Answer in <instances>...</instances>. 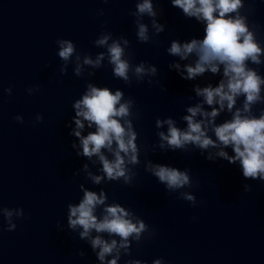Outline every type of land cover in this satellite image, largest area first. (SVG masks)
<instances>
[{"label":"water","instance_id":"obj_1","mask_svg":"<svg viewBox=\"0 0 264 264\" xmlns=\"http://www.w3.org/2000/svg\"><path fill=\"white\" fill-rule=\"evenodd\" d=\"M153 3L165 31L140 44L134 18L129 15L135 11L136 0H0V206L24 211L12 232L0 217V264H99L87 242L67 230V205L82 198L80 184L97 192L103 188L109 202L132 210L155 230L154 239L133 243L131 256H123L118 264L130 259L153 264L160 258L165 264H264V182L245 180L238 164L208 161L194 148L189 152L153 150L158 144L156 119L171 117L178 127H186L180 118L187 106L198 102L193 87L209 82L215 86L220 79L206 75L185 81L169 70L170 63L180 62L166 52L171 41L202 39L203 25L186 18L170 0ZM244 3L242 14L248 16L250 25L257 26V39L264 47V0ZM98 10L104 15L98 16ZM144 22L151 35L149 19L145 17ZM102 24L106 26L102 28ZM103 31L130 41L133 64L143 61L157 67L152 85L146 81L125 85L113 77L107 61L93 77L87 73L76 77L72 65L66 75L60 74L56 40H71L78 52L94 58L105 51L93 46ZM258 70L264 76V65ZM88 82L120 89L136 102L134 111H139L140 119L133 123L139 134L141 164L134 169L137 178L131 187L122 182L93 186L83 172L73 176L88 161L71 148L75 138L67 125L74 116L72 105ZM36 86L40 91L28 95L26 90ZM9 87L11 96L4 92ZM261 110L264 104L256 105L253 112L259 115ZM37 114L43 116L41 123L35 121ZM17 115L23 117V123L15 121ZM230 118L222 113L217 124ZM161 130L166 132V128ZM227 151L232 154L231 149ZM146 159L189 169L193 187L184 191L196 197L197 206L179 199V193H167L144 171ZM244 184L251 191L245 192ZM58 222L64 231L57 229ZM80 251L86 254L83 258Z\"/></svg>","mask_w":264,"mask_h":264},{"label":"clouds","instance_id":"obj_2","mask_svg":"<svg viewBox=\"0 0 264 264\" xmlns=\"http://www.w3.org/2000/svg\"><path fill=\"white\" fill-rule=\"evenodd\" d=\"M103 2L108 3L109 0ZM170 2L186 18L203 25V38L184 42L172 40L166 52L169 56L178 57L180 62L170 63L169 70H175L185 81L206 75L219 76L220 79L215 86L209 82L203 87L199 84L193 87L198 102L187 106L186 114L180 118L186 127H178L177 120L171 117L156 119L158 144L153 146V150L189 152L194 148L208 161L219 159L231 165L238 164L245 180L264 182V110L259 115L253 112L256 105L264 104V76L258 70L264 65V47L258 42L257 26L250 25L248 16L242 14L244 0ZM97 15L103 16V10H98ZM129 15L134 18L136 39L140 44L151 42L153 36L165 31L166 26L158 22L159 13L153 0H136L135 11ZM145 17L150 21L151 35L149 25L144 22ZM105 26L101 25L102 28ZM56 45L57 55L62 61V76L72 65L76 77L83 78L85 73L93 77L104 67L105 61L111 66L113 77L128 86L145 81L152 85L158 75L157 67L150 63L141 61L133 64L128 52L130 41L124 36L114 38L109 31L101 32L93 41L94 47L105 50L94 58L90 53L78 52L71 40L57 39ZM250 64L257 67L252 68ZM26 91L33 95L40 88L36 86ZM4 92L11 96L12 88L4 89ZM241 97L243 102L237 106ZM72 108L74 116L67 125L71 129L69 135L75 138L71 148L77 157L88 161L73 176L83 172L93 186L111 182L133 186L137 178L134 169L141 164V146L137 143L139 134L133 123L140 119L139 111H134L135 100L126 98L120 89L113 91L88 82ZM222 113L230 114L231 118L217 124ZM14 119L23 123L22 116L17 115ZM35 121L41 123L43 116L37 114ZM165 128L166 132L161 130ZM212 149L215 151H210ZM227 149H231V155ZM143 166L144 171L155 177L167 193H179V199L197 206L196 197L184 191L193 187L189 169L180 170L154 163L151 159H146ZM243 188L245 192L251 191L249 184H244ZM79 189L83 194L80 201L67 205V230L77 233L79 240L87 242L99 264H118L123 256H131L133 243L139 245L144 240L155 238V230L150 229L132 210L115 201L109 202L103 188L97 192L80 184ZM0 217L7 224L6 230L12 232L17 228L15 221L24 218V211L22 208L0 206ZM57 229L65 230L59 222ZM78 255L83 258L86 254L80 251ZM126 264L143 262L130 259ZM153 264L165 262L160 258Z\"/></svg>","mask_w":264,"mask_h":264}]
</instances>
